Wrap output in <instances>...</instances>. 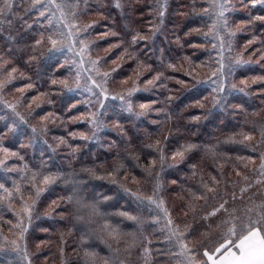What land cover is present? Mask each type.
<instances>
[{
	"label": "trees",
	"instance_id": "16d2710c",
	"mask_svg": "<svg viewBox=\"0 0 264 264\" xmlns=\"http://www.w3.org/2000/svg\"><path fill=\"white\" fill-rule=\"evenodd\" d=\"M30 2L14 0L13 9L15 10H12L11 15L15 13L21 15V22L7 37L3 38L0 34V42L9 47L6 51L9 56H14V58L21 56L23 61L36 56L34 53L36 49L31 45L34 35L27 30L26 23H24L31 18L30 14L36 8ZM207 3V0H168V11L163 18L157 14L159 0H125L124 11L128 13V16L123 20L117 5H111L107 9L101 5L98 8L94 7L90 12V14L100 12L106 16L108 24L106 27L116 26L113 30L122 35L117 40H124L130 52L136 54L138 60L125 65L122 63L123 66L118 71V76L121 78L128 77L129 73L143 77L152 74V72L148 73V67L143 65L154 63L159 66L160 64L147 59L145 48L152 46L153 43V46L157 47L155 43L158 41L162 44L157 55V57L160 55L158 58L161 63L159 71L175 77L167 85V88L171 89V96L165 94L166 89L163 88L165 92L162 90L145 91L137 97L144 102H160L158 106L165 112L160 115L162 116L161 122H149L145 118L131 119L129 126L118 128L117 132L122 136L118 133V135L107 134L113 139L109 141L106 149L95 150L93 147L87 149L88 146L84 140L74 137L75 140L71 143L79 150H70L62 161H59L56 154H46V151L50 149L44 140L50 132L54 133L53 127L50 128L51 131L47 128V124L33 120L32 115H27V113L22 114L23 120L15 122L20 128L21 135H16L14 130L12 133L7 131V127L5 128V125L2 126L0 123V133L4 137L5 147L13 149L15 147L13 143L18 138L23 139L30 135L36 138L41 145H34V142L30 141L28 146L18 147L30 149L28 154L33 156L32 163L44 166L46 159L54 158L60 166L59 169L49 167L48 169L29 170L17 186L20 192L16 191V200L13 202L21 210L24 205L20 196L23 195L25 201L31 200L35 194L34 182L40 181L49 171L58 170L59 172L53 184L42 188L43 191L38 197L40 199L39 212L36 213V218L31 221L30 227L23 235L31 256L29 257L31 264H83L86 249L97 252L100 257H111L113 253L109 250V244L113 250L120 249L118 255L125 264H178L177 260L170 258L171 253H175L177 249L172 247L167 239L168 234L163 229L162 222L154 223L146 207L141 206L122 189L123 181L126 180L139 182L138 188L142 191L148 188L152 191L155 183L153 178L156 172L161 170L159 151L156 149H163L167 158L163 170L160 171L162 173L160 184L172 216L182 227L185 222L191 224L193 216L201 225L212 224V230L207 236L202 235L207 231L203 227H199L193 233L192 236L196 241H204L207 244L208 241L217 238L220 229L216 225L225 218V214L220 212L210 221L200 218L222 202L227 201L229 211L232 208L237 209L235 213L237 216H243L246 207L264 204V174L259 171L260 156L264 154V137L261 135V128H264V80L256 79L264 77V20L257 19V17L264 16V8L255 6L251 2L245 7L240 0L238 6L243 12L229 14L237 27L235 37L231 38L236 42L235 54L237 56V60L231 59L232 72L241 89L231 91L227 88L226 93L223 92L226 97L223 99L222 106L218 108L210 99L213 88L210 84L212 80L194 82L192 88L183 86V83L191 82L190 77L182 76L180 72L170 73L160 58L159 52L162 49L167 57H171L173 62H176V65L181 62L186 75L198 65L206 66L207 61L217 55L216 48L214 49L206 33L208 23L203 6ZM150 11L154 13L151 15ZM1 18L0 16V20ZM150 19H153L155 27L152 32L149 30L152 27L149 25L151 22H148ZM126 23H128L127 26ZM96 27L89 26L86 31L94 33ZM161 30L166 31L170 42H164L162 40L165 39L158 36ZM136 32L148 39L146 42L133 46L130 44V35ZM18 39L23 42L19 44ZM101 39L97 43L100 48L102 47ZM19 45L23 48L21 53L18 52ZM108 51H110L108 53L110 61L112 55L117 57L123 49L117 47L110 48ZM120 62L119 58L118 63ZM189 63L192 66L191 70ZM55 64L57 63L45 64L43 62L40 65L33 60L28 65H24V73L31 76V81L37 89L44 90L49 83V73L55 69ZM58 73L63 74V70H59ZM21 86L23 85L18 82H12L10 89H18ZM52 100L56 105L54 110L67 119L66 124L64 123L65 128L69 131L86 132L82 122L74 124L68 122L71 116L84 110L80 104L70 107L81 101L78 96L71 93L62 96L53 94ZM44 125H46V130ZM122 129L127 131V137ZM6 132L11 134H5ZM249 133H251V139L244 140V136ZM126 140L130 142L125 143ZM157 140L160 141L159 145L154 148L146 147L149 144L155 145ZM187 144H195L197 147L186 152L183 159L177 157L173 161L171 153L181 150ZM206 145H215L216 154L208 152ZM20 152L23 154V149H20ZM249 156L255 157V160H248ZM150 157L157 161L152 177L147 176L143 171L149 165ZM27 158L30 159V156ZM237 171L241 174L237 175ZM109 172H112L111 176L108 175ZM34 174H37L35 178H33ZM245 176L248 177L247 180L244 179ZM212 177H215L219 184H213ZM0 184L5 186L10 184V181L5 180L1 173ZM203 184H208L214 191L204 189ZM74 188L79 189V195L84 198L85 202L99 201L101 215H93L89 209L77 212L75 201L68 200ZM242 188L243 192H241ZM190 189L203 192L205 199H196ZM104 196L108 199H103ZM0 213L3 215L0 218V225L5 235L4 238L13 239L16 236L15 241L18 242L21 238V228L19 227L16 231V228L11 227V224L16 222L14 215L3 207L0 208ZM121 213L144 217L143 230L138 232L139 243L131 254L125 250V242L122 239L118 242L106 231H101L105 221L120 229L121 232L137 231L136 222L129 220ZM77 215H83L84 220H77ZM151 216L154 214L151 213ZM82 235H86L87 239H82ZM12 241L3 243L0 241V244H7L11 249ZM144 252H148V256H145ZM21 253L23 252H16L14 256L21 257L20 260L24 263V255H20Z\"/></svg>",
	"mask_w": 264,
	"mask_h": 264
},
{
	"label": "rangeland",
	"instance_id": "374dc122",
	"mask_svg": "<svg viewBox=\"0 0 264 264\" xmlns=\"http://www.w3.org/2000/svg\"><path fill=\"white\" fill-rule=\"evenodd\" d=\"M27 2H30L31 5H35V11L32 12L31 18H29L26 23L27 30L31 31L34 35L33 41H31V45L35 47L36 56L30 57L23 61L22 57L19 56L18 58H14V56H9V54L6 52L8 50V46L5 45L3 42H0V55L3 56L4 59L8 60L10 65L17 68V71L13 74L14 79L6 84L3 88H0V123L2 126L5 125V128L7 127V131H11V133L15 132L16 135H21L19 126L15 124L17 120H21L19 116L16 115V113H20L27 115H32V119L36 121H41L42 123L47 124V128L50 129L51 127L54 128V133L50 132V135L45 139V144L50 149V151H46V154H56L58 156L59 161L64 160L65 154H67L70 150H79L76 149L74 145H72L71 141H74V137H80L82 140H84L87 144L85 148L89 149L90 147H93L96 149H106L109 145V141L113 138H109L107 134H117L118 128H124L126 126H129V122L131 119L136 118L137 120H141L142 118H145L149 122H161L160 115L165 114L164 109H161V107L158 106L160 102L158 101H151V102H144L140 99H137L139 94L144 93L145 91H164L163 88L166 89L165 94L170 95V90L167 88L168 82L173 81L175 79L172 75H167L168 73L159 71L161 63L159 62V56L158 50L159 47H162V44L160 41L155 43L157 47H154L153 45L147 46L145 49H147V59L149 61H154L155 63L160 64L155 65L154 63H150V68L148 67V73H151L155 75L157 72H160L161 78L160 80L154 82L153 84H145L144 81L146 79H150L153 75L150 74L146 77H143L142 75L138 74H132L129 73L128 77H119L118 71L120 68L130 62L138 60L136 58V54L130 52L128 48V44L124 42V40L120 41L117 40V38L121 37L122 35L120 33H116L113 28L106 27L107 21L106 16L102 15L100 12H94L90 14L91 10L94 9V7H100L101 5L105 6L107 9L108 7H111V5L115 6L117 3H119L121 6L119 7V13L120 17L123 20L124 18H127L128 13L124 11L125 8V0H79V9L77 11L76 15V21L78 22V26L80 28V32H75V27L77 25H73V34L68 35L67 30L62 29V31L65 32V40H64V46L60 50H53L49 51L51 49V44L47 40L48 35H52L57 31V28H59V24H57V20L60 16V10L55 7V4L62 3L63 0H25ZM168 0H159V12H163L164 15L161 17L163 18L166 16L168 11ZM10 3H13L14 0H9ZM207 4L203 6V12L205 13V18H207L208 26L206 28V33L208 36V39H210L211 44H215L217 55L210 58L207 61V65L201 67L200 65L196 66V69L191 70L192 66L189 63V67L191 72H187L185 75L182 64L180 62L179 65H176V62H173L171 57H167L164 50H160L161 54V61L167 66L169 69V72H180L182 76L190 77L189 79L191 82L189 83H183V86H190L193 87L194 82H200V81H206L207 79H210L212 81H216L214 84L213 82L210 84L213 85V88L211 90V101L213 102V98L217 95V93L214 91V88L219 84V81L215 76L212 75L214 71H217V63L219 61V43L215 41L210 28L213 23V20L216 19V12L218 9L212 8L209 5L213 2V0H207ZM218 3H225L227 4V9L224 12V17L226 18L228 22V30H222V35L225 42V53L224 55L228 58L226 60V64H229L231 68L233 69V63L231 62V59L237 60V56L235 54V48H236V42L235 40H231L233 36L235 37L237 27L234 25V19L232 17H229V14H234L237 12H241V8L238 6V3L240 0H216ZM261 4V5H260ZM42 5L44 7H42ZM255 6H259L264 8V2L262 0H257ZM19 6V5H18ZM15 7V6H14ZM45 8L47 10H45ZM15 10V9H13ZM65 11L70 12V9H65ZM43 12V16L40 15V13ZM154 12L150 11V14L152 15ZM13 14V12L11 13ZM7 15L1 16V22H0V34L4 37H7L10 32H13L14 29L17 28V26L21 22V15L18 13H15L14 15ZM246 17V16H245ZM49 18H51V27H50V21ZM69 21L71 22V16H69ZM128 21V19H127ZM126 22V19L124 20V23ZM148 22H151L152 25L149 30L152 32L154 31L155 27L153 19H150ZM118 25V23L116 22ZM128 23H126V26ZM239 26L238 24H236ZM85 26H97L94 30V33H88L86 31L85 33ZM110 26V25H109ZM112 29V30H111ZM230 31L232 33L231 36L227 34V32ZM98 33V34H97ZM45 37L44 43L41 45H36L35 40L40 39L41 36ZM158 36H162V40L164 42L168 41L170 42V37L166 34V31L161 30L159 32ZM157 37V35L155 36ZM101 39L102 47L97 44L99 40ZM18 43H22L23 41L18 39ZM76 40L77 43H73V41ZM84 40L85 43L88 45V51L83 54V57L80 56V48L82 47L78 41ZM163 43V42H162ZM137 45V44H136ZM134 45V46H136ZM20 46V45H19ZM231 47V52H228V47ZM22 46L18 47L19 51H23ZM122 48L123 51L119 55H112L110 58V61L108 60V53L110 51V48ZM70 49H73V51H70ZM106 49V50H105ZM132 58H129V57ZM120 58V63H118V59ZM37 61L40 65L41 63L45 62L48 64H55V69L49 73V83L45 86L44 90H39L34 85V83L31 81V76H27L24 73V65H28L29 63ZM91 61H97L98 63L96 65H93ZM239 61V60H238ZM52 62V63H51ZM123 63V65H122ZM136 64V63H135ZM155 66H154V65ZM135 66V65H134ZM133 66V68H134ZM174 66V67H173ZM63 70V74H59L58 71ZM189 70V71H190ZM107 72V83L106 88L108 89V96L107 98L99 97V99L103 100V108H101L100 103H98V96H99V89H96L94 86L91 85V79H96L97 82H101V75ZM57 73V74H56ZM234 72H231L229 75L227 72V69L225 70L224 77H221V79H224L226 77V83H225V90L228 88L231 91L237 90L240 88V85L237 80L233 77ZM2 75V74H0ZM201 76H204L203 78H200ZM79 78V83H77V79ZM55 79L57 81L61 80H67L68 84L71 88V91L68 88H65L62 84L57 83L53 85L51 81ZM12 82H18L19 84L23 85L18 89H10V84ZM28 84H32L33 87H25ZM87 85V87H85ZM91 88L92 91H89L88 89ZM136 88V91H133L131 93V101L133 104V113H129L126 109L125 104L117 99L119 95L123 94L126 98H128V89ZM241 89V88H240ZM38 93H44L45 95H38ZM66 93L75 94L78 96V98L81 99L80 102H76L75 104L71 105L76 107L79 104L83 106L84 110L75 115L71 116L72 119H68V122L74 124L75 122H82V124L85 127L86 132H75V131H69V129L65 128V122L67 119L64 117V115H61L57 111L54 110L55 102L52 100V95H65ZM226 93V91H225ZM225 93H221L220 95L223 96V98L226 97ZM152 94V93H150ZM153 95V94H152ZM33 96H37V99L35 101L32 100ZM51 101V103H49ZM154 102V103H153ZM223 102V101H222ZM148 104L150 105L151 111H145L144 109H141L139 107L140 104ZM8 105H14L15 111L13 108H10ZM219 107V106H215ZM155 109H160V111H156ZM141 112L143 115L136 116L135 113ZM96 113L98 119L101 122V127L97 131L96 128L93 127V125L89 122L92 120V114ZM43 114V115H42ZM41 116H50L49 119L42 121ZM24 118V116H23ZM117 121H119V124H117ZM65 123V124H64ZM52 131V129H50ZM64 133H60V132ZM123 132V131H122ZM10 132H6L5 134H11ZM72 133V135H70ZM93 133H95V137L93 139H87L85 137L93 136ZM124 133V132H123ZM84 134V135H81ZM104 134V136H102ZM120 136H122L120 133H118ZM117 134V135H118ZM16 138V137H15ZM34 142V145H41V143L36 139L32 138V136L27 135L25 138H18L16 142L13 143L15 146L13 149L12 147H5L4 137L0 133V148H7L10 150L9 153H5L3 151H0V158L4 159V164L0 165V173L3 175L5 180L10 181V184L8 186H5L6 189H9L11 192V195L9 192H6L4 189H0V208L2 207L5 210H8L10 213L14 215V218L16 224L12 223L11 227L13 229L16 228V231L19 229V226H17L19 223H22L24 226H26V229L30 227L31 221L36 218V213L39 212V198L35 197V194L33 198H35V204H32L31 200L27 201L28 204L32 208L31 212V219L29 220V216L27 213L22 211V208H18V206L13 202L16 200V187L20 184L21 180L24 178V176L29 172V170L32 169H38V168H49V167H55L60 168L59 162L56 161L54 158L52 159H46L43 165L39 164H33V156L29 155L30 149H27L26 147L19 148L18 146H28L29 142ZM113 143H116V141H113ZM90 144V146H89ZM117 144V143H116ZM78 147V146H77ZM79 148V147H78ZM84 148V147H83ZM20 149H23V154L20 152ZM82 150V149H81ZM12 153H15L13 155ZM27 156H30V159L27 158ZM161 171V170H160ZM159 171V172H160ZM58 174L55 176H59L58 170L49 171V173H45L44 175L48 174ZM160 175L162 173L160 172ZM43 179V177H42ZM42 179L40 181H35L34 184L36 187L44 188L46 186H50L55 181L52 180L51 183H41ZM129 182V183H128ZM124 184V186H123ZM122 189L126 191L137 203H139L141 206H145L146 209L154 214V216L159 217V222H162L164 226V230L167 232L168 236L170 233L167 231L165 225L167 223V218L164 215L163 208H167L171 219L176 224H179L175 218L171 214V210L169 209L170 206L167 203V199L164 196V191L160 189L158 190L159 197L164 201V204L161 208H157L156 205L148 204L146 201L142 203V200L144 197L153 195L152 191L148 188L145 190H140L138 188L139 182L137 181H123ZM35 189V187H34ZM139 193L140 198L138 199L137 196L132 195V193ZM19 213V215H17ZM3 215L0 213V218ZM181 226V225H180ZM184 228L181 226V231H183ZM4 234L1 229L0 225V241L8 242L10 240H15L16 236L13 237V239H10L9 237L4 238ZM196 242L194 239V236H191L187 239V243L191 246L192 243ZM1 243V244H2ZM20 246V249L23 253L20 255H24V249L27 250V258L23 257L24 263L22 264H28V260L30 256L26 240L23 238L17 242ZM174 243V241H173ZM145 256H148V252H144ZM21 258V257H20Z\"/></svg>",
	"mask_w": 264,
	"mask_h": 264
},
{
	"label": "snow or ice",
	"instance_id": "6c2138e0",
	"mask_svg": "<svg viewBox=\"0 0 264 264\" xmlns=\"http://www.w3.org/2000/svg\"><path fill=\"white\" fill-rule=\"evenodd\" d=\"M243 5L247 7V4L251 2L252 4L256 3V0H242ZM264 2V0H262ZM121 5L117 3V7H120ZM212 8L218 9L216 12V19L213 20V23L211 25L210 31L215 39L219 43V61L217 63V71H214L212 73L213 76L217 78L219 81V84L214 88V91L217 93V95L213 98V105L214 106H222L223 96L220 95L225 91V83H226V77L224 79H221V77H224L225 70L227 69L228 74L230 75L232 72V68L229 64H226V60L228 59L224 53H225V42L222 33V30H228V22L226 18L224 17V12L227 9V4L225 3H218L216 0H213V2L209 5ZM13 3H10L9 0H0V16L10 15L13 10ZM42 7H44L42 5ZM55 7L60 10V16L57 20V24H59V28H57V31L53 33L52 35L47 36L48 42L51 44V49L49 51L53 50H60L64 46V40H65V32L62 31V29L67 30L68 35L73 34V25H77L75 27V32L79 33L80 28L78 26V22L76 21V15L77 11L79 9V0H63L62 3L55 4ZM65 9H70L71 11H65ZM45 10H47L45 8ZM194 10V9H193ZM158 16H163L164 13L158 12ZM41 16H43V12L40 13ZM69 16H71V22L69 21ZM257 19L264 20V16L257 17ZM50 21V27H51V18H49ZM89 26H85V33L86 29ZM157 27V31H158ZM229 36L232 35L230 31L227 32ZM148 37L140 35L139 32H136L135 34L130 35V44L136 45L140 42H146ZM45 37L42 35L40 39L35 40L36 45H41L44 43ZM73 43H77L76 40L73 41ZM78 43L82 46L80 48V56L83 57V54L88 51V45L85 43L84 40H79ZM215 49V44H214ZM70 51H73V49H70ZM228 52H231V47L229 46L227 49ZM129 58H132L131 56ZM93 65H96L97 61H91ZM144 67H151L150 65H143ZM174 67V66H173ZM17 71L16 67H13L10 65L9 61L4 59L2 55H0V88H3L6 84L10 83L14 76L13 74ZM161 73L157 72L155 75H153L150 79H146L144 81L145 84H153L154 82L160 80ZM107 77L108 73L104 72L101 75V82H97L96 79H91V85L94 86L96 89H99V96H98V103H100L101 108H103V100L99 99V97L107 98L108 96V89L106 88L107 83ZM139 79V74H138ZM256 79L264 80V77H258ZM53 85L60 83L65 88H68L71 91V88L68 84L67 80H61L57 81L53 79L51 81ZM77 83H79V78L77 79ZM215 84L216 81H213ZM25 87H33L32 84H28ZM87 87V85H85ZM89 91H92L91 88L88 89ZM128 98L125 97V95L121 94L117 99L122 101L126 109L129 113H133V104L131 101V93L133 91H136V88L128 89ZM38 95L42 96L45 95L44 93H38ZM37 99V96H33L32 100L35 101ZM51 103V101H49ZM154 103V102H153ZM10 108H13L15 111L14 105H8ZM139 107L141 109H144L145 111H151L150 105L148 104H140ZM203 107V105H201ZM156 111H160V109H155ZM17 116L20 117L21 120H23V116L20 115V113H16ZM136 116L143 115L141 112L135 113ZM50 116H41V120H47ZM70 119H72L70 117ZM94 128L97 129V131L101 127V122L97 117L96 113L92 114V120L89 121ZM117 124H119V121H117ZM46 130V125L43 126ZM35 132V129H33ZM124 135L127 137V131L123 130ZM72 135V133H70ZM84 135V134H81ZM261 135L264 137V128H261ZM95 137V133H93V136L85 137L87 139H93ZM251 139V133L244 136V140H250ZM130 142L129 140H126L125 143ZM160 141H155V145L149 144L146 147L148 148H154L156 145H159ZM197 145L195 144H187L184 148H182L179 151H173L171 153V158L173 161L176 160L177 157L180 159H183L186 152L189 150L196 148ZM206 150L213 155L216 154V147L215 145H206ZM159 151V163L161 165V171L163 170V166L166 162V156L164 154L163 149H156ZM0 151H3L5 153H9L10 150L7 148H0ZM15 155V153H12ZM248 160L254 161L255 157L249 156L247 157ZM260 165H259V171L261 174H264V154L260 156ZM157 161L156 159H152L150 157L149 159V165L144 168V172L147 174V176L152 177L153 174V168L156 165ZM4 164V159L0 158V165ZM120 167H123V165H120ZM91 171V170H89ZM241 173L237 171V175H240ZM34 174V177L35 178ZM58 174H48L43 175V179L41 183H51L52 180L55 179V176ZM109 176L112 175V172L108 173ZM155 183L152 187V193L153 195H149L143 198L142 203L146 201L148 204L156 205L157 208H161L164 204V201L159 197L158 190L161 187L160 184V173L156 172L155 177L153 178ZM245 180L248 179L247 176L244 177ZM213 184H219V181L216 180L215 177H212ZM33 187H35V197L38 198L40 193L43 191L42 188L36 187L35 184H33ZM204 189H207L208 191H214L213 188H210L208 184H203ZM0 189H4L6 192H9L11 195V192L9 189H6L4 184H0ZM17 192H20V189L17 187ZM192 192L193 197L196 199H205L203 192L199 191L198 189H190ZM244 189H241V192H243ZM132 195L137 196L139 199V193H132ZM21 201L23 202V208L22 211L27 213L29 216V220L31 219V212L32 208L28 204L27 201H25L24 196H20ZM103 199H108L107 196H104ZM235 199V197H233ZM69 201H75L77 212H80L82 209H89L90 212L93 215H101L100 208H99V201L97 200H91L85 202L84 198L79 195V189L74 188L72 193L68 196ZM206 202V201H205ZM32 204H35V198L31 201ZM163 212L165 217L167 218V223L165 225L167 231L170 233V235L167 237L169 242L172 244V247L176 248L177 251L175 253H171L170 258L173 260H177L178 264H264V204L253 206V207H246L244 210L243 216H237L235 213L237 212V209L232 208L230 211L227 208V201L222 202L217 207L213 208L210 212L206 213L204 216H202L201 220H211L213 217L218 215L220 212H223L225 214V218L220 220L219 223H217L216 227L220 229L219 234L215 240L208 241L206 244L204 241H196L192 243L190 246L187 243V239L193 235L194 232L197 231L199 227H203L207 231L202 233V235L207 236L208 232L212 230V224H199L195 216H193L192 223L189 224L187 222L184 223L183 228L184 230L181 231V226L179 224H176L173 219H171L170 213L167 208H163ZM193 212H195V208H193ZM19 215V213H17ZM123 216H127L129 220L136 222V228L137 231H129V232H121L120 229L113 227L110 225L107 221L104 222L103 228L101 231H106L109 236H112L116 238L119 241L121 239L123 242H125V250L131 254V251L136 247V245L139 243L140 237L138 236V232H142L143 226H144V217L132 215L130 213H121ZM185 216H187V212H185ZM150 218L154 223L159 222L158 216H151L150 212ZM77 220H84L83 215H77ZM17 226L21 228L20 237L23 239L24 232L27 230L26 226H24L22 223H19ZM93 232L95 230H92ZM82 239H87L86 235H82ZM174 241V243H173ZM12 248L9 249L7 244H0V264H21L20 257L14 256V253L20 252V246L17 243V241L13 240L12 242ZM109 250L113 253L111 257H100L97 252L95 251H88L85 250L84 253V260L83 264H125L123 260H120L119 258V252L120 249H111V245H108ZM63 251V250H61ZM147 251V250H145ZM164 255H168V253H164ZM24 257L27 258V250L24 249ZM28 264H31V260H28Z\"/></svg>",
	"mask_w": 264,
	"mask_h": 264
}]
</instances>
